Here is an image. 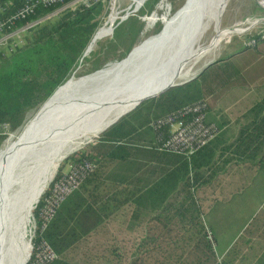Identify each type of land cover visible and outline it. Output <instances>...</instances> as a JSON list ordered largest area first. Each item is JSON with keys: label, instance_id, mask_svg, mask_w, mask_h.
<instances>
[{"label": "trees", "instance_id": "16d2710c", "mask_svg": "<svg viewBox=\"0 0 264 264\" xmlns=\"http://www.w3.org/2000/svg\"><path fill=\"white\" fill-rule=\"evenodd\" d=\"M1 1L8 2V15L24 2ZM158 1H146L139 15L150 14ZM107 2L97 0L90 6L68 10L27 32L21 44L0 48V150L30 114L73 75H79L75 71L101 23ZM51 11L53 8H39L15 26ZM143 28V22L134 16L121 23L105 50L86 60L92 65L90 71L126 58ZM230 47L239 57L236 62L224 58L196 79L142 103L94 144L71 156L73 166L88 163L94 169L59 205L45 228L42 209L50 193L42 196L34 210L37 228L28 264H35L36 250L43 244L57 255L49 264H74V255L86 253L90 246L96 248L101 226L127 205L134 207L133 227L147 230L134 246L137 256L133 264L218 263L197 192L211 185L227 167L249 166L264 172V28L242 40L235 39ZM111 54L115 58H110ZM233 89L248 91L254 97L232 123L227 116H219L222 111L211 116L216 101ZM195 106L204 108L205 122L216 128V138L190 156L160 150L170 137V126L159 122L168 117L191 122L197 114L183 113ZM233 127L236 133L227 139ZM61 177L59 174L55 182ZM222 262L229 264L227 259Z\"/></svg>", "mask_w": 264, "mask_h": 264}, {"label": "bare ground", "instance_id": "6f19581e", "mask_svg": "<svg viewBox=\"0 0 264 264\" xmlns=\"http://www.w3.org/2000/svg\"><path fill=\"white\" fill-rule=\"evenodd\" d=\"M230 1L194 0L152 46L124 62L71 79L6 141L0 156V264H24L30 257L32 213L66 156L87 146L141 98L189 79L226 39L246 32L243 27L222 28ZM115 20L113 15L109 23ZM252 21L247 24H256ZM111 33L108 26L101 30L89 53ZM208 33L212 37L205 42Z\"/></svg>", "mask_w": 264, "mask_h": 264}, {"label": "crops", "instance_id": "0c3cea01", "mask_svg": "<svg viewBox=\"0 0 264 264\" xmlns=\"http://www.w3.org/2000/svg\"><path fill=\"white\" fill-rule=\"evenodd\" d=\"M235 133L233 127L227 139ZM197 195L217 257L229 260V264H264V172L249 166L227 167ZM133 217V206L116 213L99 229V259L90 246L88 252L85 250L88 258L74 264H133L137 256L134 246L147 234L146 229L133 227Z\"/></svg>", "mask_w": 264, "mask_h": 264}, {"label": "built area", "instance_id": "2783aa9c", "mask_svg": "<svg viewBox=\"0 0 264 264\" xmlns=\"http://www.w3.org/2000/svg\"><path fill=\"white\" fill-rule=\"evenodd\" d=\"M93 1L97 0H24L19 9L8 15V12H6L9 6L8 2H2L0 0V48H8L10 46L21 44L22 39L30 30L38 28L68 10H75L77 7L83 5L90 6ZM120 1L121 0H108L107 6L112 14H117V20L115 23L117 24V27L132 17L135 12H138L147 0H130L132 4H138L134 12L131 11L132 7L119 11V9H121ZM258 4L264 10V0H258ZM39 8H53V11L41 15L36 20L16 28V22L26 20L30 16L36 14ZM122 14H124V16H121ZM111 15H109L108 21L103 19V22L105 21L103 23L104 25H102V27H100L95 33L92 38L93 41L97 34L108 26ZM255 21L256 24L254 25L263 24L264 16L255 19ZM115 28L116 27L113 28V31ZM86 50L82 60L88 56V54L86 55ZM203 109L204 108L200 106L185 109L183 114L190 112L197 114L195 119L191 122L184 123L182 120H177L173 117H168L167 119L160 121V125L170 126V137L160 150L190 156L212 142L218 133L213 125H209L205 122V113L202 112ZM93 169L94 167L88 163L80 167L73 166L68 174H62V177L56 182L54 180L53 188L49 192L50 196L45 199V206L42 209L44 228L52 220L59 205L80 187L86 174ZM207 237L214 246V237L208 229ZM56 259L57 255L47 244H43L36 250L35 264H49ZM217 264H223L222 259H218Z\"/></svg>", "mask_w": 264, "mask_h": 264}, {"label": "rangeland", "instance_id": "374dc122", "mask_svg": "<svg viewBox=\"0 0 264 264\" xmlns=\"http://www.w3.org/2000/svg\"><path fill=\"white\" fill-rule=\"evenodd\" d=\"M193 1L194 0H159L157 2V4L155 5L153 11L150 14L139 15V12L144 7V5H143L142 8H140L139 11L135 12V14L133 15L134 17L139 18V20L141 22H143V24H144L143 32L138 37L137 42L135 43L134 47L130 50V52H131L135 48L134 51L132 52V54L130 55V57H128V55L130 54L129 53V54H127L126 58H122L120 60H122L124 62L125 60L131 58V56L134 53H136V52L139 53V52L147 49L148 47L152 46L162 34H164L166 31L171 29V27L173 26L174 22L179 17L181 12L184 11ZM162 2H163V5H162ZM106 6H108V2H107ZM136 6H138V4H132V2L130 0H121L120 1V8L121 9H119V11H122V10L129 8V7H132L131 11L134 12V10H136ZM111 14H112V12L110 10H108V8L106 7L105 13L101 18V23H100L98 29L100 27H102V25H104L103 23L105 21H108L109 15H111ZM113 15H116V20H117V14L113 13ZM112 16L110 18H112ZM121 16H124V14H122ZM262 16H264V10L258 4V0H231L228 4L224 14H223V17L221 20V26L223 29H230V28L237 26V27H243L246 30H248L250 28L251 24L248 25L247 22L249 20L254 21V19H258ZM147 17H148V21L146 20ZM103 19H105L104 22H103ZM116 20L112 23H108L109 24L108 28L112 29L111 35L101 39L100 41H98L96 43V45L93 49L94 51L89 53V55L85 58V60L83 59L80 61L79 65L77 67V70L75 71V72H78L79 75H73L71 77V79H80L81 77L83 78L85 76H88L90 74H93V73L99 71V69L101 70V68H99L97 71L96 70L90 71V68L92 65H91V63H87L86 60L93 59L94 55L98 51H102V48L105 50V46L108 45L109 41L114 39L115 31L117 29V24H115ZM114 27H116V28L113 31ZM259 28H264V23L258 24L255 26L253 24L252 28L249 31H246V32L241 33V34H235V35L229 37L228 39H226L220 45V47L218 49H216L210 56L207 57L208 59L206 58L205 60H203V62L199 63L195 67V69L192 73V76H194L196 73H198L204 67V65H206L210 61L223 60L224 58H227L228 56L233 54L235 49L230 47L231 43H233L235 39H240V40L244 39L245 36H247L248 34H250L252 32H256ZM98 29L96 30V32L98 31ZM211 37H212V33H208L207 36L204 38V41L208 42ZM171 44H173V43H171ZM245 45H249V43L245 42ZM109 57L115 58L114 56H112V54ZM238 58L239 57L236 56V54H235L233 57L229 58L228 60L232 59L231 62H236L238 60ZM120 60L113 61L116 63H112L109 61H104V63H106L107 65L109 63H112V64L107 66V67H111L115 64L121 63L122 61H120ZM117 61H119V62H117ZM104 67H102V69ZM82 73H84V74H82ZM179 82H182V81H179ZM163 88L164 87H161V88L154 90L153 92L150 93V95L158 92L159 90H161ZM224 95L222 96V98H220V100H218V102L216 101L215 106H214V110H213L211 116L214 117V116H216L218 111H222L221 115H219V116H222V117L227 116L231 122L236 118L237 114H239L241 112V110L245 109V107L251 102V99H253V97H254L253 93H249L248 91H245L242 89H233L232 91H230L229 93H226ZM37 111L30 114L28 116V119H31L32 116ZM28 119H27V121H28ZM16 133H15V136H17V134L19 132L17 134ZM13 135H12V137H13ZM10 137L8 139H12V137L11 138ZM97 139H93L90 144H94L97 141ZM85 146L82 147L81 149L87 148L89 146V144H87L86 147ZM0 156H1V150H0ZM71 156L61 164V167L57 172L55 180L59 174H68L71 171V168L73 167V163L71 162L72 161ZM50 188H51V185L45 194L50 192ZM43 197H41L40 202L42 201ZM33 216H34V211L32 213L31 225L28 228V231H29L28 232V240H31V238L33 237L32 244H33V251H34V240H35L37 226H36V219H35V217L33 218ZM228 218H230V216H228ZM121 241H124V239L123 240L121 239ZM96 246L97 247L96 248L94 247L95 250L92 253L95 254L97 259H99L98 258V256L100 255L99 254L100 248L98 247L99 244H97ZM30 247H31V244H30ZM30 247H29L28 256L30 254ZM33 251H32L31 258H32L33 253H34ZM87 252H88V250H87ZM88 255H86L84 252H80V254L74 255L73 262L74 263H81L86 259L85 257L88 258Z\"/></svg>", "mask_w": 264, "mask_h": 264}, {"label": "water", "instance_id": "95a60500", "mask_svg": "<svg viewBox=\"0 0 264 264\" xmlns=\"http://www.w3.org/2000/svg\"><path fill=\"white\" fill-rule=\"evenodd\" d=\"M252 28V26L246 30V31H249L250 29ZM94 41L92 40L90 45L87 47V50H86V55L90 52V48H91V45ZM132 52V51H131ZM130 52V53H131ZM236 53L234 54H231L230 56H228L226 59H229L231 57H233ZM130 55V54H129ZM128 55V56H129ZM220 60H213V61H210L209 63H207L206 65H204V67L198 72L196 73L194 76H192L191 78L187 79V80H184L182 82H178V83H171V84H168L167 86H165L163 89L159 90L158 92L154 93V94H151V95H148V96H145L143 98H141L139 101H137L130 109H128L127 111L123 112L122 114H120L114 121H112L104 130L101 131V133L99 134V136L97 138H99L103 133H105L110 127H112L113 125H115L120 119H122L124 116L128 115L129 113H131L132 111H134L136 108H138L142 103L150 100V99H153V98H156V97H159L161 95H163L164 93L168 92L169 90L177 87V86H180V85H183L185 83H188L189 81H192L194 79H196L197 77H199L203 72H205L207 69H209L211 66L217 64ZM95 138V139H97ZM91 142H89L88 144H90ZM77 152V151H76ZM74 152V153H76ZM72 153V154H74ZM72 154L68 155L65 157V159L63 160V162L65 160H67ZM61 166V165H60ZM60 166H59V169H60ZM58 169V170H59ZM58 172V171H57ZM57 175V173H56ZM56 177V176H55ZM55 178L53 179V181L50 183V185H52V183L54 182ZM49 185V187H50ZM48 187V188H49ZM48 190V189H47ZM47 192V191H46ZM45 192V193H46ZM45 193L43 194V196L45 195ZM40 201H38V203L36 204V207H35V210L37 208V206L39 205ZM34 218V216H33ZM32 241H33V237L31 238L30 240V244H31V254H30V257L26 260V262L24 264H28L30 259H31V255H32V251H33V244H32Z\"/></svg>", "mask_w": 264, "mask_h": 264}]
</instances>
